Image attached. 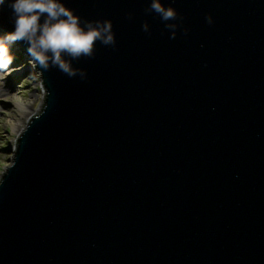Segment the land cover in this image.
Returning a JSON list of instances; mask_svg holds the SVG:
<instances>
[{
    "label": "water",
    "instance_id": "1",
    "mask_svg": "<svg viewBox=\"0 0 264 264\" xmlns=\"http://www.w3.org/2000/svg\"><path fill=\"white\" fill-rule=\"evenodd\" d=\"M149 2L63 0L116 43L73 61L84 79L33 64L0 264H264V0H163L175 38Z\"/></svg>",
    "mask_w": 264,
    "mask_h": 264
},
{
    "label": "clouds",
    "instance_id": "2",
    "mask_svg": "<svg viewBox=\"0 0 264 264\" xmlns=\"http://www.w3.org/2000/svg\"><path fill=\"white\" fill-rule=\"evenodd\" d=\"M13 16L12 30L0 35V69H6L13 60L9 46L16 41L28 45V53L44 70L56 67L68 76L79 74L86 78L87 72L74 66L73 61L82 56H92L94 45H115V35L110 20H86L69 7L63 0H0V7L6 5ZM148 12H155L170 29V38L177 35L178 11L166 6L163 0H150ZM182 20V17H180ZM212 23L211 15L206 16ZM142 29L149 32L147 22Z\"/></svg>",
    "mask_w": 264,
    "mask_h": 264
},
{
    "label": "rangeland",
    "instance_id": "3",
    "mask_svg": "<svg viewBox=\"0 0 264 264\" xmlns=\"http://www.w3.org/2000/svg\"><path fill=\"white\" fill-rule=\"evenodd\" d=\"M12 45L18 49L12 56L15 54L18 56L17 58L14 56L11 63H16L19 70L23 72L13 76V84H15L17 92L12 90L13 84L6 85L5 81L0 83V89L5 92L0 93V176L5 167L11 164L16 136L20 131L24 130L23 127L27 124L28 117L38 109L43 95L42 84L40 83V70L33 68V64H36L35 61L30 58V55L27 54L28 52L21 50L19 45L15 43ZM3 77L4 75L1 74L0 81ZM35 93L37 96L33 98ZM27 101H30V105L26 108L30 113L22 119L19 129L17 127L14 128L11 116L18 115L17 104ZM14 108L16 109V114L13 112ZM3 112L7 114L4 115L2 114Z\"/></svg>",
    "mask_w": 264,
    "mask_h": 264
},
{
    "label": "bare ground",
    "instance_id": "4",
    "mask_svg": "<svg viewBox=\"0 0 264 264\" xmlns=\"http://www.w3.org/2000/svg\"><path fill=\"white\" fill-rule=\"evenodd\" d=\"M9 48H10V54L12 55L13 53H15L16 51H18V49L15 47V46H13L12 44L9 46ZM16 58H17V56L18 55H14ZM13 56V57H14ZM17 64L15 63V64H12V63H10V65L7 67V70H5V69H0V75L1 74H3L4 75V77L1 79V81H0V83L1 82H3V81H5L7 84L6 85H12L13 84V82H14V78H13V76L15 75V74H17V73H19V72H21L20 70H19V68L16 66ZM16 66V67H15ZM4 70V71H3ZM23 72V71H22ZM21 72V73H22ZM9 89H11V88H9ZM12 90H14L15 92H17V90H16V88H15V84H13V88H12ZM36 90V89H35ZM0 93H5L4 92V90L3 89H0ZM36 96H37V94L35 93L34 94V97L33 98H36ZM1 99V98H0ZM30 105V101L28 102H22V103H20V104H17V111H18V115H16V116H11L12 117V125H13V127L15 128V127H17V129H19V127H20V123H21V121H22V119L24 118V117H26L29 113H30V111H28L26 108L28 107ZM13 112L16 114V109L14 108L13 109ZM2 114H7V113H5V112H3ZM9 115V114H8ZM15 146V145H14Z\"/></svg>",
    "mask_w": 264,
    "mask_h": 264
}]
</instances>
